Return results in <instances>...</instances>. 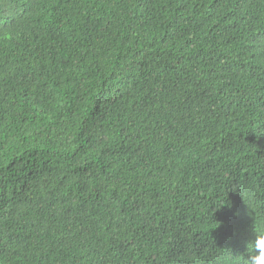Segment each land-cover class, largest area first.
Returning <instances> with one entry per match:
<instances>
[{
    "label": "trees",
    "instance_id": "16d2710c",
    "mask_svg": "<svg viewBox=\"0 0 264 264\" xmlns=\"http://www.w3.org/2000/svg\"><path fill=\"white\" fill-rule=\"evenodd\" d=\"M264 238V0H0V264H250Z\"/></svg>",
    "mask_w": 264,
    "mask_h": 264
},
{
    "label": "clouds",
    "instance_id": "9594fccd",
    "mask_svg": "<svg viewBox=\"0 0 264 264\" xmlns=\"http://www.w3.org/2000/svg\"><path fill=\"white\" fill-rule=\"evenodd\" d=\"M256 250L259 254L249 258L250 264H264V238L256 241Z\"/></svg>",
    "mask_w": 264,
    "mask_h": 264
}]
</instances>
